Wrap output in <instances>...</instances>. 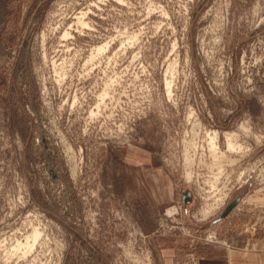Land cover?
I'll return each mask as SVG.
<instances>
[{"label": "rangeland", "instance_id": "obj_1", "mask_svg": "<svg viewBox=\"0 0 264 264\" xmlns=\"http://www.w3.org/2000/svg\"><path fill=\"white\" fill-rule=\"evenodd\" d=\"M6 7L0 264H264V0Z\"/></svg>", "mask_w": 264, "mask_h": 264}, {"label": "bare ground", "instance_id": "obj_2", "mask_svg": "<svg viewBox=\"0 0 264 264\" xmlns=\"http://www.w3.org/2000/svg\"><path fill=\"white\" fill-rule=\"evenodd\" d=\"M84 15H85V12H83L82 14H81V17H76V19H77V23L78 24H82V25H84V26H86L87 25V23L84 21V19H83V17H84ZM69 35V33L66 31V33H65V35H64V38H67V36ZM46 39V38H45ZM44 44V43H43ZM105 49V47H100L98 50L100 51V50H104ZM171 82V81H170ZM170 82H168V83H170ZM167 83V85H166V89H167V86H169V87H171L170 86V84H168ZM167 92H168V90H167ZM170 94V93H169ZM217 133V132H216ZM213 134L214 135V137H210V141H209V143H210V145L212 146L211 147V150H212V157H213V159L215 160V162L217 163V165H221V164H223V156L224 155H221V153L219 154L218 152V146L216 145V139H217V134ZM231 134V133H230ZM228 136V135H227ZM232 136V135H231ZM230 136V137H231ZM230 137H228V142H227V145H228V150H236L237 149V145H235L234 144V142L232 141V139L230 138ZM220 147V146H219ZM239 147H240V145H239ZM238 147V148H239ZM240 149V148H239ZM241 150V149H240ZM210 156V155H209ZM225 157V156H224ZM226 158V157H225ZM243 173V172H242ZM213 210V208H211V209H209V211H212ZM209 211H206V214L209 212ZM204 213V212H203ZM211 214V213H210ZM208 215V214H207ZM204 217V216H203ZM41 236V232L38 230V229H34L33 231H32V233L29 235V236H26L25 237V242H23V241H18L17 242V244L13 247V249H12V251H9V252H7L6 250H5V258L6 259H11V258H13V257H15V256H18V257H22V256H26V255H28L29 253H30V251L31 250H33V248L36 246V244L38 243V241H39V237ZM3 246V243L1 242V245H0V249H1V247ZM4 248V247H3ZM7 249V248H6ZM4 258V259H5ZM3 259V260H4Z\"/></svg>", "mask_w": 264, "mask_h": 264}, {"label": "crops", "instance_id": "obj_3", "mask_svg": "<svg viewBox=\"0 0 264 264\" xmlns=\"http://www.w3.org/2000/svg\"><path fill=\"white\" fill-rule=\"evenodd\" d=\"M8 1L9 0H0V33L3 31V27L6 24L5 21V10H6V6H8ZM231 254H233V252H230Z\"/></svg>", "mask_w": 264, "mask_h": 264}, {"label": "water", "instance_id": "obj_4", "mask_svg": "<svg viewBox=\"0 0 264 264\" xmlns=\"http://www.w3.org/2000/svg\"><path fill=\"white\" fill-rule=\"evenodd\" d=\"M237 201L238 199L234 200L232 202V204H230L225 210L224 212L222 213V215L220 217H218V219H222L223 216L227 215L231 210L232 208L237 204Z\"/></svg>", "mask_w": 264, "mask_h": 264}]
</instances>
